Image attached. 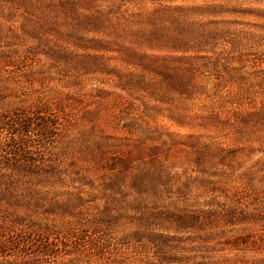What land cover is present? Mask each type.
Here are the masks:
<instances>
[{
  "label": "rangeland",
  "instance_id": "1",
  "mask_svg": "<svg viewBox=\"0 0 264 264\" xmlns=\"http://www.w3.org/2000/svg\"><path fill=\"white\" fill-rule=\"evenodd\" d=\"M0 264H264V0H0Z\"/></svg>",
  "mask_w": 264,
  "mask_h": 264
},
{
  "label": "clouds",
  "instance_id": "2",
  "mask_svg": "<svg viewBox=\"0 0 264 264\" xmlns=\"http://www.w3.org/2000/svg\"><path fill=\"white\" fill-rule=\"evenodd\" d=\"M12 259H13V260H16V259H18V258H17V257H13Z\"/></svg>",
  "mask_w": 264,
  "mask_h": 264
}]
</instances>
